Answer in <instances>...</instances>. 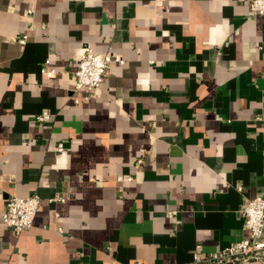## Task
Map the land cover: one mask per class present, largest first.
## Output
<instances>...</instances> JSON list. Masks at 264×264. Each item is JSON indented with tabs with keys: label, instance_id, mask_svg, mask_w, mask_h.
<instances>
[{
	"label": "crops",
	"instance_id": "crops-1",
	"mask_svg": "<svg viewBox=\"0 0 264 264\" xmlns=\"http://www.w3.org/2000/svg\"><path fill=\"white\" fill-rule=\"evenodd\" d=\"M87 46L121 61L85 97ZM31 193L16 232L1 213ZM255 195L264 14L248 0H0V264L181 263L245 237Z\"/></svg>",
	"mask_w": 264,
	"mask_h": 264
},
{
	"label": "built area",
	"instance_id": "built-area-1",
	"mask_svg": "<svg viewBox=\"0 0 264 264\" xmlns=\"http://www.w3.org/2000/svg\"><path fill=\"white\" fill-rule=\"evenodd\" d=\"M251 14H264V0H248ZM26 34L20 37L25 42ZM114 61H121L118 55L112 56L106 52H97L87 46L81 54L77 67L73 71L75 76L74 89H84L85 97L103 80L108 66ZM55 72L53 67L48 73ZM51 117V113L43 110L35 115L41 121ZM57 148H63L58 143ZM63 199V197H58ZM40 205V197L36 193L28 195L8 196L5 208L1 213L4 223L11 226L14 231L20 232L29 228L34 221ZM243 217V226L247 235L239 240L229 243L214 251L199 253L194 251L191 259L174 264H264V197L255 195L250 197L240 209ZM150 264V263H142Z\"/></svg>",
	"mask_w": 264,
	"mask_h": 264
}]
</instances>
